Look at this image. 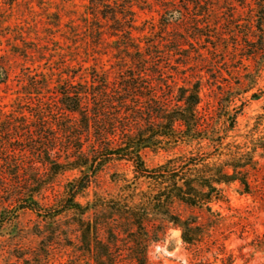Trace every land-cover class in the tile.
I'll list each match as a JSON object with an SVG mask.
<instances>
[{
  "label": "trees",
  "instance_id": "trees-1",
  "mask_svg": "<svg viewBox=\"0 0 264 264\" xmlns=\"http://www.w3.org/2000/svg\"><path fill=\"white\" fill-rule=\"evenodd\" d=\"M183 1L185 7L179 6L178 0L161 5L162 28L181 21L184 13L188 15L194 9V38H207L202 32L211 23L205 20L207 13L201 11V6L205 1L216 0ZM154 2L158 4L160 0ZM235 2L264 15V0ZM150 4L147 0H88L85 14L93 25L90 32L94 41L109 43L114 50V79L110 80V71L102 68H90V80L81 81V76L75 80L77 73H72L54 87L53 100L44 95L48 80L42 77L40 85L25 87L27 95L37 97L34 107L19 102L18 111L7 112L0 104V128H6L4 135H14L12 128L19 118L26 127L22 129L24 137L16 135L15 139L23 142L35 137L44 124L51 128L49 140L53 144L38 150L39 161L52 176L67 171H78L79 175L66 184L59 209L46 218L57 214L69 216L78 233L79 254L91 264H151L147 247L159 240L168 225L179 229L182 242L196 255L211 254L214 261L232 264L233 253L225 245L232 235L245 239L252 233L249 244L264 251V231H259L230 204L226 191L228 186L236 185L238 194H254V175L259 168L256 154L258 148L264 149V142L256 139L250 148L235 140L225 142L227 135L215 131L199 110L198 83L177 85L173 77L170 82L156 79L159 73L150 67L155 55L151 48L159 41L148 40L156 32L152 28L145 31L136 24L134 9L150 10ZM253 26L264 33L260 29L262 24ZM254 27L246 36L256 42L259 35ZM5 80L6 71L0 65V84ZM61 141L65 145L63 151L67 152L64 159L53 152ZM193 143L197 145L195 152H176L156 167H148L143 158L146 149L171 151ZM32 147L25 145L14 150L30 153L35 150ZM114 161L130 163L132 178L123 175L114 179L123 181L115 195L93 191L92 199L80 202L78 197L88 196L97 173ZM18 174L17 171L10 176ZM35 180H30L34 187L21 195L17 204L20 209L40 214L42 209L36 196L42 184ZM143 182L147 189L140 187ZM221 204L226 205L228 213L215 207ZM176 205L189 209V213H180ZM53 230L45 231L42 237L50 234L53 238L57 234ZM121 242L133 250L126 254L113 250ZM50 246L48 243L46 248Z\"/></svg>",
  "mask_w": 264,
  "mask_h": 264
},
{
  "label": "rangeland",
  "instance_id": "rangeland-1",
  "mask_svg": "<svg viewBox=\"0 0 264 264\" xmlns=\"http://www.w3.org/2000/svg\"><path fill=\"white\" fill-rule=\"evenodd\" d=\"M147 1L151 2L150 10L134 9L136 24L146 28L145 31L152 28L156 32L148 40L159 41L151 48L155 55L150 67L159 73L156 79L170 82L173 77L177 85L198 83L199 110L215 131L227 135L225 142L235 140L248 148L256 139L264 142V33L253 26L262 24L260 29L263 30L264 15L238 6L235 0L205 1L201 11L207 13L205 20L211 24L202 32L207 38L196 40L194 9L188 15L184 13L181 21L171 22L163 29L161 5H170L173 0H160L158 4L154 0ZM177 4L185 7L183 0H178ZM88 9V0H0V65L6 71V80L0 84V104L5 106L4 111L15 110L19 102L34 107L37 97L27 95L25 87L40 85L42 77L48 80L44 95L53 100H56L54 87L72 73H77L75 80L80 76L81 81L90 80V68L97 71L102 68L110 71V80L114 79L117 68L112 58L114 50L109 43L94 41L90 32L93 25L85 14ZM252 27L259 35L256 42L246 36ZM110 114L113 115V111ZM17 120L12 128L14 135H4L6 128H0V264H91L79 254L78 233L69 216L57 214L46 218L59 209L66 184L79 172L48 174L37 153L42 146L53 144L49 140L53 131L44 124L27 142L16 140V135L24 137L22 129L26 127L19 118ZM60 143L53 152L64 159L67 152L63 151V141ZM25 145L35 150L30 153L14 150L23 149ZM196 149L194 143L171 151L146 149L143 158L148 167H156L176 152H195ZM256 157L259 168L254 175V194H238L236 185L228 186L226 191L230 204L262 232L264 149L258 148ZM17 162L23 164L17 166ZM17 171L15 178L10 176ZM123 175L132 178L130 163L111 162L97 173L88 196L78 197V200L85 203L92 199L93 191L105 196L115 195L123 181L114 179ZM33 177L42 184L36 196L42 209L40 214L20 209L17 204L19 197L34 187L30 182ZM140 187L147 189V183H141ZM215 207L228 213L225 204ZM176 209L182 214L189 213L182 205H176ZM51 229L57 234L53 238L49 234L44 239L42 234ZM164 230L159 240L147 247L151 264H221L214 261L211 254L196 255L182 242L179 229L168 225ZM252 238V233L245 239L232 235L225 242L226 249L234 256L232 264H264V251L249 244ZM48 243L50 249L46 248ZM123 245L121 242L113 250L125 254L133 250ZM125 264L132 263L126 261Z\"/></svg>",
  "mask_w": 264,
  "mask_h": 264
}]
</instances>
